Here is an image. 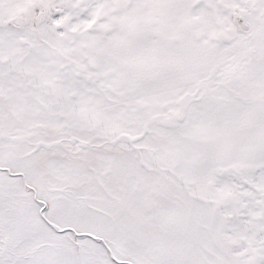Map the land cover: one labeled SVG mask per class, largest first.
<instances>
[{
	"label": "snow or ice",
	"instance_id": "6c2138e0",
	"mask_svg": "<svg viewBox=\"0 0 264 264\" xmlns=\"http://www.w3.org/2000/svg\"><path fill=\"white\" fill-rule=\"evenodd\" d=\"M0 264H264V0H0Z\"/></svg>",
	"mask_w": 264,
	"mask_h": 264
}]
</instances>
